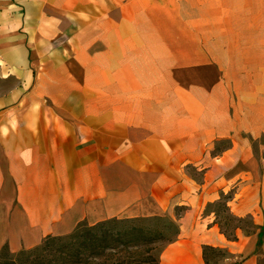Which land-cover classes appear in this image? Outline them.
<instances>
[{
    "label": "crops",
    "instance_id": "0c3cea01",
    "mask_svg": "<svg viewBox=\"0 0 264 264\" xmlns=\"http://www.w3.org/2000/svg\"><path fill=\"white\" fill-rule=\"evenodd\" d=\"M149 9L150 0H0V79L13 81L0 93V250L82 220L162 216L179 234L159 264H207L204 246L222 250V264H264V162L241 134L212 158L206 145L229 130L225 116L215 132L207 91L176 71L143 77L135 55ZM253 130L258 138L264 125ZM228 193L230 214L250 222L236 239L207 211Z\"/></svg>",
    "mask_w": 264,
    "mask_h": 264
},
{
    "label": "rangeland",
    "instance_id": "374dc122",
    "mask_svg": "<svg viewBox=\"0 0 264 264\" xmlns=\"http://www.w3.org/2000/svg\"><path fill=\"white\" fill-rule=\"evenodd\" d=\"M148 19L149 25L139 29L147 43L135 55L146 70L143 77L152 84L163 71H176L183 85L192 80L194 87L207 91L215 132L225 116L223 127L229 130V137L206 145L212 158L241 134L264 162V131L258 138L252 135L255 126L264 125V0H150ZM12 84L0 79V93ZM244 115L246 133L239 131ZM189 169L201 179L200 171ZM211 210L217 211L228 238L237 227L250 229L249 220L238 221L218 203L207 206ZM224 256L222 250L207 251L210 264H222Z\"/></svg>",
    "mask_w": 264,
    "mask_h": 264
},
{
    "label": "trees",
    "instance_id": "16d2710c",
    "mask_svg": "<svg viewBox=\"0 0 264 264\" xmlns=\"http://www.w3.org/2000/svg\"><path fill=\"white\" fill-rule=\"evenodd\" d=\"M231 198L232 194L228 193L213 204L222 205L230 214L227 202ZM180 211L177 208V216ZM214 212L218 218L217 211ZM178 234L175 221L162 216L113 217L94 224L82 220L72 232L48 235L31 248L13 252L7 245L3 246L0 264H159L163 249ZM230 239H236V235L232 234ZM208 250L217 249L203 247L205 262L210 264Z\"/></svg>",
    "mask_w": 264,
    "mask_h": 264
}]
</instances>
